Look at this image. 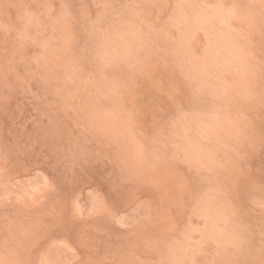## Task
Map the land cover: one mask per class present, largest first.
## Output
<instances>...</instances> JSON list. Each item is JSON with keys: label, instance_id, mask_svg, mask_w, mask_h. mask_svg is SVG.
Returning <instances> with one entry per match:
<instances>
[{"label": "rangeland", "instance_id": "1", "mask_svg": "<svg viewBox=\"0 0 264 264\" xmlns=\"http://www.w3.org/2000/svg\"><path fill=\"white\" fill-rule=\"evenodd\" d=\"M0 264H264V0H0Z\"/></svg>", "mask_w": 264, "mask_h": 264}]
</instances>
